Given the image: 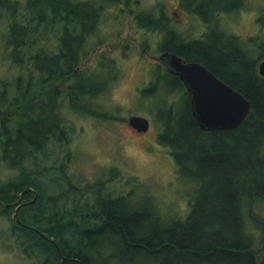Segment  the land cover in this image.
<instances>
[{
    "label": "trees",
    "instance_id": "trees-1",
    "mask_svg": "<svg viewBox=\"0 0 264 264\" xmlns=\"http://www.w3.org/2000/svg\"><path fill=\"white\" fill-rule=\"evenodd\" d=\"M3 1L0 16L7 12L11 21L3 40L19 77L14 86L1 83L0 166L17 177L0 184V218L12 222L8 237L20 254L37 264H258L253 232L260 231L264 244V78L258 70L264 54L256 57L248 43L217 25L196 41L171 22L164 8L147 11L143 5L132 13L140 15L146 35L164 36L159 52L203 64L252 105L238 130L202 132L183 84L156 67L149 94L157 97L153 102L163 92L168 97L156 103L158 142L171 151L179 179L195 187L188 213L169 216L152 197L110 198L101 182L91 190L75 183L64 167L39 169L40 154L48 159L50 147L70 142L66 106L75 114L119 120L97 105L120 79L119 63L101 56L93 68L80 67L93 52L88 46L107 8L120 6L121 0H28L24 7ZM242 7L239 0L234 11L213 8L210 19L203 15L206 10L188 13L203 16L208 26L218 23L220 13L228 16ZM104 43L105 38L98 45ZM37 46L42 48L35 52ZM142 46L148 50V41ZM63 82L65 90L58 87ZM32 162L37 171L29 169ZM55 172L60 193L49 195L40 180ZM31 189L38 201L24 206L17 220L14 205ZM34 199L26 194L24 202Z\"/></svg>",
    "mask_w": 264,
    "mask_h": 264
},
{
    "label": "rangeland",
    "instance_id": "rangeland-1",
    "mask_svg": "<svg viewBox=\"0 0 264 264\" xmlns=\"http://www.w3.org/2000/svg\"><path fill=\"white\" fill-rule=\"evenodd\" d=\"M16 2L22 3L19 5L20 7L28 4V0H9L10 4ZM178 2L183 7L182 9L177 7ZM243 2L244 7L240 10L229 13L228 16H225V13H220L222 16L218 18V23L208 24L207 28L206 25L199 22L197 14L188 13L189 9L201 10V12L206 10L203 15L210 19L213 16L211 9L225 8L234 11L239 5V0H225L223 3H219V0H142L140 6L149 7L147 11H153L155 7L162 10L164 8L172 19L186 24L183 33L188 37H193L195 33L206 34L208 32L212 34L215 32V25H217L219 29L230 35L238 36L248 43V46L245 47L249 50H256L257 57L258 54H264V0H243ZM205 3H210V6L206 7ZM140 6L137 10L140 9ZM124 9L127 8L124 7ZM108 16L116 19V14L113 16L108 14ZM118 16L123 17L126 21L101 26L88 46V48H92L93 52L83 62L80 70L87 71L93 68L101 56H107L119 63L121 66L120 79L105 95L100 96L97 105L103 113L124 121L101 120L75 114L69 112L66 106V116L68 115L69 125L73 128L70 142L63 147L59 145L50 147L47 152L48 159L40 154L39 169L40 171L48 168L58 170L64 167L67 175L72 177L75 183L82 184L83 188L88 187L93 190L96 184L101 182L104 184L103 193L107 197L118 198L129 193L135 194L137 199L152 197L160 212L169 216L175 214L183 217L189 211V200L193 196L195 187L190 182L179 179L171 151L162 147L158 142L160 125L155 118L158 108L156 103L160 104L167 93H161L160 99L153 102L157 97L153 98L149 94L152 88L148 83L145 84L149 80L150 71L151 84L153 83L155 74L153 68L159 65L160 39L154 34L148 36L147 32L132 25L125 11L118 13ZM195 20L198 21L195 22ZM186 22L190 24V27H187ZM10 23V15L7 12L1 14L0 92H3L2 82H9L13 85L19 77V71L13 67L14 65L9 59L12 50L5 46L6 43L3 40V36L5 37L9 32ZM104 38L106 43L98 45ZM145 41H148L149 44V55L144 53L146 49L144 50L142 45ZM53 43V45L57 44ZM40 48L42 47L37 46L34 51L37 52ZM263 62L264 58L259 63ZM58 87L61 90L66 89L64 82L60 83ZM169 97L171 98V96ZM166 98L168 99V97ZM170 98L169 100L172 102ZM185 104L186 100H182V106ZM160 108L164 109L163 106ZM131 117L149 120L150 130L148 133L141 134L130 127L128 120ZM126 146L134 147L135 152L129 154L125 150ZM69 155L70 158H68ZM28 167L32 171H37L33 162ZM15 177L17 174L0 166V184H5ZM56 177L55 172L40 180L41 187L49 195L60 193V189L54 181ZM24 200L21 203L18 201L16 203L18 205L15 206V204L14 207L18 209L20 206L24 207L33 202V200L27 202ZM262 215L264 216V211ZM11 228V221L0 218V264H37L21 255L16 249L14 240L8 237ZM253 234L257 241V257H261L264 255V244L261 243L262 235L257 230H254Z\"/></svg>",
    "mask_w": 264,
    "mask_h": 264
},
{
    "label": "water",
    "instance_id": "water-1",
    "mask_svg": "<svg viewBox=\"0 0 264 264\" xmlns=\"http://www.w3.org/2000/svg\"><path fill=\"white\" fill-rule=\"evenodd\" d=\"M159 61L169 73L181 79L191 96L192 114L202 132L236 131L249 118L252 112L251 103L204 66L186 64L183 59L171 54L163 55ZM258 70L260 76L264 78V62L259 64ZM128 125L141 134H146L150 130V121L141 117H131ZM26 194L35 196L30 205L38 201V193L31 189L21 195L18 203L24 200ZM22 207L16 211L17 220ZM257 261L258 264H264V255L257 257Z\"/></svg>",
    "mask_w": 264,
    "mask_h": 264
},
{
    "label": "flooded vegetation",
    "instance_id": "flooded-vegetation-1",
    "mask_svg": "<svg viewBox=\"0 0 264 264\" xmlns=\"http://www.w3.org/2000/svg\"><path fill=\"white\" fill-rule=\"evenodd\" d=\"M89 1H91V0H80V2H89ZM132 2L130 3V7H128V0H121V2H122V4L120 5V6H109L108 8H107V11H106V14L102 17V19H101V26H104V25H107V26H109V25H111V24H113V23H119V22H125L126 20L122 17L121 18V16H118V13H120V12H122V11H125V13L128 15V18H129V21H130V23L132 24V25H136V26H138L139 27V25H140V23L142 22V20H140V18H138L140 15H132V13L133 12H139L138 10H137V8H138V6H140L141 4H142V0H131ZM179 1V0H178ZM22 5V4H21ZM124 7H126L127 9H124ZM177 7L178 8H180V9H182L183 7L180 5V3L178 2V4H177ZM186 9V8H185ZM128 12H129V14H128ZM108 14H111L112 16L114 15V14H116V19L115 18H109V16H108ZM176 16H177V14H176ZM119 17V18H118ZM198 18V20H199V22H202L203 23V21L201 20V17L198 15L197 16ZM200 18V19H199ZM197 20V21H198ZM196 20H195V22H197ZM171 22L172 23H174V25H176V26H179L181 29H184V28H186L185 26H186V24H184V23H181L180 21H178V20H175V19H172L171 20ZM187 23V27H190V24H188V22H186ZM206 28H207V25H206ZM205 28V29H206ZM208 33V32H207ZM207 33L206 34H204V33H195V35L193 36V37H191L192 39H194V40H205V38H206V35H207ZM149 36V35H148ZM187 36V35H186ZM163 38H164V36H161L160 37V43L162 42V40H163ZM127 47V46H126ZM125 47V48H126ZM124 50V49H123ZM145 50V49H144ZM147 50V49H146ZM144 51V53L146 54V55H149V53H150V51L148 52V50L147 51ZM159 54H160V57H159V60H160V58L163 56V55H165V54H171V55H177V54H174V53H167V52H165V53H163V52H159ZM124 55V54H123ZM178 57H180L181 59H183L185 62H186V64H200V65H202V66H204L203 64H201V63H199V62H189L186 58H184V57H181V56H179V55H177ZM158 60V62H159V66L161 67V69L164 71V75H166V73L167 74H169L170 76H172V77H174V78H178V80L182 83V81H181V79L179 78V77H176V76H174V75H172L171 73H169V71H168V69L162 64V63H160V61ZM157 67V66H156ZM156 67H154L153 69L155 70V73H156V71H157V68ZM205 68H207L206 66H204ZM208 69V68H207ZM209 70V69H208ZM83 71H85V70H83ZM210 71V70H209ZM211 72V71H210ZM212 73V72H211ZM153 79H154V77H153ZM155 80V79H154ZM146 83H148L149 84V86H151L152 84H151V71H150V73H149V80H148V82L146 81L145 82V84ZM183 84V83H182ZM167 84H162V85H159L160 87H162V88H164L165 86H166ZM183 86H184V84H183ZM185 87V86H184ZM185 90H186V88H185ZM187 91V90H186ZM188 93V92H187ZM189 94V93H188Z\"/></svg>",
    "mask_w": 264,
    "mask_h": 264
},
{
    "label": "clouds",
    "instance_id": "clouds-1",
    "mask_svg": "<svg viewBox=\"0 0 264 264\" xmlns=\"http://www.w3.org/2000/svg\"><path fill=\"white\" fill-rule=\"evenodd\" d=\"M125 150H126V152H128L129 154L135 152V148H134V147H130V146H126Z\"/></svg>",
    "mask_w": 264,
    "mask_h": 264
},
{
    "label": "bare ground",
    "instance_id": "bare-ground-1",
    "mask_svg": "<svg viewBox=\"0 0 264 264\" xmlns=\"http://www.w3.org/2000/svg\"><path fill=\"white\" fill-rule=\"evenodd\" d=\"M202 26V25H201ZM203 28V27H202Z\"/></svg>",
    "mask_w": 264,
    "mask_h": 264
}]
</instances>
